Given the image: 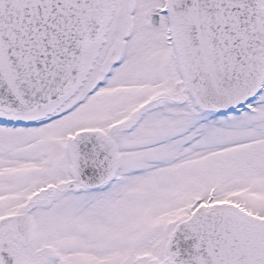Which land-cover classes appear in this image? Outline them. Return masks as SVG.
<instances>
[{"label": "snow or ice", "instance_id": "snow-or-ice-1", "mask_svg": "<svg viewBox=\"0 0 264 264\" xmlns=\"http://www.w3.org/2000/svg\"><path fill=\"white\" fill-rule=\"evenodd\" d=\"M0 264H264V0H0Z\"/></svg>", "mask_w": 264, "mask_h": 264}]
</instances>
